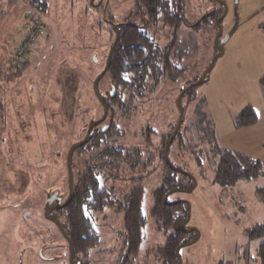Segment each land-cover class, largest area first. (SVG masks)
<instances>
[{
  "label": "rangeland",
  "instance_id": "374dc122",
  "mask_svg": "<svg viewBox=\"0 0 264 264\" xmlns=\"http://www.w3.org/2000/svg\"><path fill=\"white\" fill-rule=\"evenodd\" d=\"M137 2L48 0L47 10L38 12L26 0H0V264H67L64 235L44 216V205L54 193L59 201L67 196V152L86 135L84 146L72 153L73 181L95 175L99 190L115 205L85 212L97 243L77 256L88 264H166L159 249L177 229L174 222L187 215L166 230L150 215L167 165L182 187L164 197L169 192V204L185 203L189 210L185 228L190 230L178 228L189 233L180 243H187L178 251L180 264L244 263L238 247L247 241L245 230L264 221V196L257 193L264 189L258 84L264 75V35L258 28L264 0H183L184 22L176 29L163 14L148 17L144 1ZM122 24L139 25L161 48L187 41L184 58H173L174 49L168 58L182 74L174 80L163 75L155 84L148 79L142 95L133 98L131 90L118 88L111 99L106 73L96 94L93 82L108 63ZM225 37L223 54L205 82L193 85ZM191 86L195 89L183 96ZM179 95L183 119L167 147V162L164 147L179 118ZM248 104L258 112V122L235 129L232 115ZM104 124L109 128L99 134ZM223 148L260 160L261 175L226 187L213 183ZM135 184L144 186L146 223L138 250L130 253L123 244L124 210L116 205L124 204ZM64 215L60 210L61 226ZM258 240L250 241L248 264H259Z\"/></svg>",
  "mask_w": 264,
  "mask_h": 264
},
{
  "label": "trees",
  "instance_id": "16d2710c",
  "mask_svg": "<svg viewBox=\"0 0 264 264\" xmlns=\"http://www.w3.org/2000/svg\"><path fill=\"white\" fill-rule=\"evenodd\" d=\"M26 1L35 11L45 12L47 10L48 0ZM142 1H144L145 6L148 8L147 15L151 19L157 20L158 16L163 14L165 22L172 25L175 29L184 22L183 0H177V2L174 0ZM213 15V13H210L208 17L212 19ZM259 29L264 34V22L259 24ZM116 31L117 41L112 48L107 69L104 72V74L107 73L109 75L110 90L112 87L114 88L113 94L107 93L109 98L113 99L115 97L118 88L131 90V98L135 97V94L140 96L143 93L142 91H144L148 79H151L154 84L155 82L158 83L160 77L163 75L174 80L184 71L183 68H178L176 65L170 63L168 58L170 50L173 49V58L177 57L179 60L184 58L187 54V49H184L187 41L175 40L172 41L169 48H161L139 25H118ZM258 84L264 98V75L258 79ZM194 89L195 87L193 86L189 87L183 96L191 93ZM258 119V112L251 105L244 106L238 113L232 115L235 129L254 125L258 122ZM104 125L106 126L105 129H100L99 134L105 133L108 130L109 125ZM212 129L211 139L215 141L214 125ZM92 133L93 131H91ZM83 146L81 145V147ZM130 160L132 159L122 158V161L125 163ZM130 164L134 165L133 162ZM165 168L166 174L163 175L162 185L155 193L150 215L166 230L172 228V224L176 219L181 216L185 217L187 205L181 202L169 204L168 201L163 200L164 194L171 188L182 187L176 179L177 173L167 165ZM214 172L212 182L226 187L235 184L239 180H250L258 177L262 173V164L260 160L254 157L223 148L219 155V161L214 167ZM94 176H84L81 181L77 180L78 182L74 186L70 201L62 209L65 214V221L62 227L70 237L73 251L75 252L87 250L97 243L98 236L92 229L91 223L85 217V212L102 209L113 203L109 199V193L99 191V182L97 177ZM257 193L264 196V189H259ZM143 195L144 186L135 184L127 192L124 204L120 205V209L124 210L125 239L130 253H135L138 250L143 238L142 231L146 223V218L141 211ZM188 234H184L178 229L175 231L173 229V234L167 237L166 242L159 249V256L164 263L178 264L175 249L183 240H186L184 238ZM245 234L247 241L241 247H238V251H241L243 264H248L250 241L264 236V221L249 226L245 230ZM256 253L259 264H264V241L258 244ZM219 264H225V262L221 261Z\"/></svg>",
  "mask_w": 264,
  "mask_h": 264
},
{
  "label": "water",
  "instance_id": "95a60500",
  "mask_svg": "<svg viewBox=\"0 0 264 264\" xmlns=\"http://www.w3.org/2000/svg\"><path fill=\"white\" fill-rule=\"evenodd\" d=\"M225 11H226V8H224V12H223V14L217 18V20H216V24H217V25L219 24V20L224 16ZM219 31H221L220 27H219ZM226 37H227V36H226ZM226 37L222 40V42H221L219 45L216 44V45H217V53H216L215 56L212 58V61H211L210 66H209V67L203 72V74L200 75V77L197 79L196 82L193 83V85H197V84L201 83L203 80L206 79V75H207L208 71L211 69V67L213 66V64H214V62H215V59H216L218 56H221V55L223 54L222 44H223V42L225 41ZM116 41H117V33H116V35H115V39H114V41H113V43H112V46H111V48H110V50H109V52H108L107 60H108V58H109V56H110V54H111L112 48H113L114 44L116 43ZM215 43H216V41H215ZM107 60H106V61H107ZM106 68H107V62H106V64H105L103 70L100 72V74L97 76V78H96V79L94 80V82H93V90H94V92H95L96 94H97L96 85H97L99 79L101 78V76H102V75L104 74V72L106 71ZM113 92H114V88L112 87V88H111V94H113ZM181 93H182V91H181ZM181 93H180V95H181ZM180 95L178 96V99H177V106L179 107V118H178V121H177V123H176V125H175V128H174V130H173V132H172V134H171V136H170V139L166 142L165 147H164V157H165V159L167 160V162H168V159H167V157H166L167 147H168L169 143L172 141V139L174 138V136L176 135V132H177L178 128L180 127V124H181V121H182V117H183V111H182V109L180 108V105H179ZM105 112H106V110H105ZM104 116H105V114H104ZM99 121H100V120H98V121H96V122L90 124V125L88 126V129H87V130L91 129V127H92L94 124L98 123ZM86 139H87V135H86V137H85L81 142H79V143H75V144H72V145L70 146V148L68 149V152H67L66 166H67V175H68V195H67V197H66V200H65L60 206H50V202H51V200H52L53 197L56 195V194L54 193V194H52L49 198H47V200L45 201V205H44V216L47 217L48 219H51V220H52V221L58 226V228L60 229V231L62 232V234L64 235V237L67 239L68 243L70 244V250H71V241H70V239L68 238V236L66 235V233H65L64 229L62 228L60 222L58 221L57 218H51L48 214H49V211H50V210L55 209V208H57V207H62V206L66 205V204L69 202V200H70V198H71V196H72V193H73V184H72V167H71V157H72V153H73V151H74V149H75L76 147L83 145V144L85 143ZM187 174L190 175L189 173H187ZM190 176H191V175H190ZM193 182H194L193 186H195V181H194V179H193ZM190 189H192V187H191ZM190 189H188V191H189ZM174 190H175V189H174ZM168 193H169V192H168ZM168 193H167V194H168ZM167 194H166L165 197H164V200H165V201H166V196H167ZM188 212H189V210L187 209V215H186L185 219H183V220H179V221H175V222H174L173 226H174L175 229H176V228H177V229L180 228V229H182V230H184V231H189V230H190V228H188V229L185 228L186 223L189 221V213H188ZM197 238H198V236H197L194 240L190 241L189 243L194 242ZM184 245H187V243H185V244H180V245H178V246L176 247V249H175V254H176V257H177V260H178V264H180V258H179V255H178V251H179V249H180L181 247H183Z\"/></svg>",
  "mask_w": 264,
  "mask_h": 264
},
{
  "label": "flooded vegetation",
  "instance_id": "af4514ba",
  "mask_svg": "<svg viewBox=\"0 0 264 264\" xmlns=\"http://www.w3.org/2000/svg\"><path fill=\"white\" fill-rule=\"evenodd\" d=\"M136 1V5L138 4V2L137 1H139V0H135ZM183 3V2H182ZM138 7V6H137ZM139 8V7H138ZM138 10V9H137ZM105 125H102L101 126V128L100 129H105ZM77 180L76 181H73V177H72V184H73V190H74V186L77 184ZM99 191H105V190H99ZM67 195H68V191H67ZM72 195H73V193H72ZM67 197V196H66ZM66 197H65V199L63 198V200L62 201H59L58 200V198H57V196L55 195L54 197H53V199L51 200V202H50V206H60L65 200H66ZM72 197V196H71ZM71 199V198H70ZM109 199L111 200V202H113L111 205L112 206H114L115 205V202L112 200V198H111V196L109 197ZM70 201V200H69ZM119 203V202H118ZM122 203L120 202V204H118V205H116V208L118 209H120V205H121ZM110 206V205H109ZM109 206H106V207H109ZM105 207V208H106ZM63 209V207H57V208H55V209H52V210H50L49 211V216L51 217V218H57L58 219V221L60 220V218H59V212H60V210H62ZM49 220H51V219H49ZM52 221V220H51ZM61 221H63V220H61ZM60 222V221H59ZM63 224H64V221L62 222ZM123 223H124V221H123ZM56 225V224H55ZM57 226V225H56ZM67 236H68V234H66ZM68 238L70 239V237L68 236ZM64 240L66 241V247H67V251L68 252H66L65 253V256L67 255L68 256V258L66 257V259H67V264H88L89 262H86V261H88L87 259H86V261L85 260H82V257H80V256H77L75 253L76 252H74L73 251V247H72V241H71V239H70V241H71V250H70V244L68 243V241H67V239L64 237ZM123 244H126L127 245V242L125 241ZM128 249V248H127ZM127 252H130V250L128 249V251ZM78 258H81V259H78ZM125 259H126V257H125ZM123 260V259H122ZM124 261H126V260H124Z\"/></svg>",
  "mask_w": 264,
  "mask_h": 264
},
{
  "label": "crops",
  "instance_id": "0c3cea01",
  "mask_svg": "<svg viewBox=\"0 0 264 264\" xmlns=\"http://www.w3.org/2000/svg\"><path fill=\"white\" fill-rule=\"evenodd\" d=\"M258 28H259V26H258ZM260 30V29H259ZM261 31V30H260ZM262 33V32H261ZM264 35V34H263ZM261 91V90H260ZM261 93V96H260V101H261V106L262 107H264V98H263V96H262V92H260ZM248 105H250V104H248ZM252 106V105H251ZM264 115V114H263ZM261 119V118H260ZM261 120H264V117H262V119ZM258 239V238H257ZM262 241H264V236L260 239L259 238V240H258V242L260 243V242H262ZM258 243V244H259ZM257 244V245H258Z\"/></svg>",
  "mask_w": 264,
  "mask_h": 264
}]
</instances>
